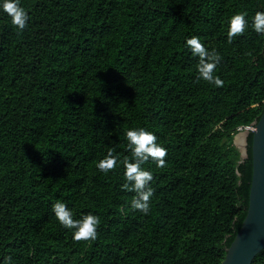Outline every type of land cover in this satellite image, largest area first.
<instances>
[{
	"label": "trees",
	"instance_id": "1",
	"mask_svg": "<svg viewBox=\"0 0 264 264\" xmlns=\"http://www.w3.org/2000/svg\"><path fill=\"white\" fill-rule=\"evenodd\" d=\"M22 32L0 13V261L11 264H221L248 206V157L233 143L264 108V0H19ZM249 27L227 41L229 18ZM196 37L215 51L220 86L198 80ZM144 128L166 149L146 163L147 215L130 208L122 166L96 169L123 133ZM114 153V154H115ZM93 214L95 240L57 222ZM251 264H264V248Z\"/></svg>",
	"mask_w": 264,
	"mask_h": 264
},
{
	"label": "clouds",
	"instance_id": "2",
	"mask_svg": "<svg viewBox=\"0 0 264 264\" xmlns=\"http://www.w3.org/2000/svg\"><path fill=\"white\" fill-rule=\"evenodd\" d=\"M0 13L8 16L11 25L17 32H22L26 28L29 17L25 9L20 6L19 0H0ZM246 15L247 13L240 12L229 18L228 43L232 42L233 37L243 34L249 27ZM250 27L255 33L264 34V11L255 12ZM185 47L193 57L198 58L197 79L220 86L222 81L214 74L220 62L219 55L215 51L207 50L196 37L187 39ZM123 136L130 156L121 159L120 155L115 153V149H108L106 155L96 163V169L103 174H108L122 166L124 182L121 184V188L135 194L130 201V208L147 215L154 193L151 186L153 174L143 166L150 162L156 167H163L166 149L157 142L156 135L144 128H129L124 131ZM52 212L62 228L71 230L75 240L96 239V229L100 224L98 216L89 213L82 215L79 219H74L73 212L63 202L55 203L52 206ZM0 264H11V257H5L0 261Z\"/></svg>",
	"mask_w": 264,
	"mask_h": 264
},
{
	"label": "water",
	"instance_id": "3",
	"mask_svg": "<svg viewBox=\"0 0 264 264\" xmlns=\"http://www.w3.org/2000/svg\"><path fill=\"white\" fill-rule=\"evenodd\" d=\"M249 135L252 171L248 206L239 230L225 248V257L221 264H251L264 248V108L258 120L233 137L241 159L248 157Z\"/></svg>",
	"mask_w": 264,
	"mask_h": 264
},
{
	"label": "bare ground",
	"instance_id": "4",
	"mask_svg": "<svg viewBox=\"0 0 264 264\" xmlns=\"http://www.w3.org/2000/svg\"><path fill=\"white\" fill-rule=\"evenodd\" d=\"M239 142H241V140H239Z\"/></svg>",
	"mask_w": 264,
	"mask_h": 264
}]
</instances>
